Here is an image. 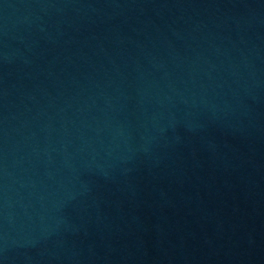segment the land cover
<instances>
[{"label": "water", "instance_id": "1", "mask_svg": "<svg viewBox=\"0 0 264 264\" xmlns=\"http://www.w3.org/2000/svg\"><path fill=\"white\" fill-rule=\"evenodd\" d=\"M0 264H264V0H0Z\"/></svg>", "mask_w": 264, "mask_h": 264}]
</instances>
